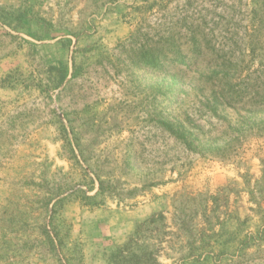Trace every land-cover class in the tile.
Segmentation results:
<instances>
[{
    "label": "rangeland",
    "instance_id": "obj_1",
    "mask_svg": "<svg viewBox=\"0 0 264 264\" xmlns=\"http://www.w3.org/2000/svg\"><path fill=\"white\" fill-rule=\"evenodd\" d=\"M144 3L0 0V264H264V128L176 141L119 46Z\"/></svg>",
    "mask_w": 264,
    "mask_h": 264
},
{
    "label": "trees",
    "instance_id": "obj_2",
    "mask_svg": "<svg viewBox=\"0 0 264 264\" xmlns=\"http://www.w3.org/2000/svg\"><path fill=\"white\" fill-rule=\"evenodd\" d=\"M144 2L119 46L154 78L155 115L189 153L226 158L236 150L233 133L264 128L250 121L264 115V0ZM55 70L63 83L67 72ZM232 110L245 113L241 123L229 121Z\"/></svg>",
    "mask_w": 264,
    "mask_h": 264
}]
</instances>
